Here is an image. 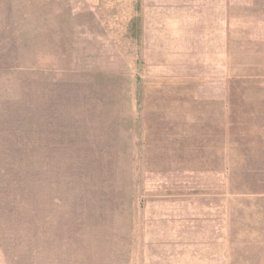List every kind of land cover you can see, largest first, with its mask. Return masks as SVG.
I'll list each match as a JSON object with an SVG mask.
<instances>
[{"label": "rangeland", "instance_id": "rangeland-1", "mask_svg": "<svg viewBox=\"0 0 264 264\" xmlns=\"http://www.w3.org/2000/svg\"><path fill=\"white\" fill-rule=\"evenodd\" d=\"M0 264H264V0H0Z\"/></svg>", "mask_w": 264, "mask_h": 264}]
</instances>
